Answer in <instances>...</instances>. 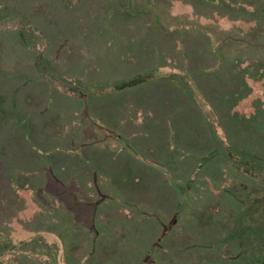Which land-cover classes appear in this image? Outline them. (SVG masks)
<instances>
[{
  "label": "rangeland",
  "instance_id": "rangeland-1",
  "mask_svg": "<svg viewBox=\"0 0 264 264\" xmlns=\"http://www.w3.org/2000/svg\"><path fill=\"white\" fill-rule=\"evenodd\" d=\"M171 2L173 8L166 7ZM219 4L220 0H0V264H238L244 239L248 244L264 243V202L258 214L251 210L253 221L243 224L235 223L228 211L216 212L224 198L217 187L236 175L233 150L247 145L248 154L263 155L264 121L247 123L238 137V124L232 131L234 121L227 119V127L211 106L195 113L189 108L185 116L169 107L155 111L137 101L138 87L164 74H173L171 79L183 85L185 98H190L195 90L190 84L206 72L200 65L190 72L188 65L161 67L156 51L153 55L158 57L145 67L149 70L127 80L131 87L125 88L118 83L120 74L113 79L105 69L111 40L144 38L152 46L147 50L160 51L162 40L193 34L190 14L196 15L195 6ZM171 17L179 28L171 27ZM140 49L138 43L137 59L126 63L137 65ZM216 54L220 59L222 54ZM183 57L186 60L187 54ZM192 60L203 63L199 57ZM211 73L217 76L215 70ZM235 114L240 116L232 114L233 118H242L246 113ZM51 129L59 137H47L50 141L42 144V136ZM108 131L118 135L117 145L111 146ZM223 139L236 146L227 143L223 148ZM105 173L121 177L125 189L132 186L126 179L137 177V191L111 194L117 200L110 204L122 200L121 212L107 211L103 220L96 214L89 223L101 206ZM29 180L35 192L34 186L46 185L59 206L51 208L52 196L39 190L34 196L38 204L33 207L30 200L28 208L18 207L12 189L22 190ZM68 196L73 198L71 210L61 203ZM259 196L264 197V190ZM128 199L137 200V210H130ZM81 203L87 213L78 211ZM67 215L71 223L61 225L69 220ZM42 216V225L48 227L58 216L57 238L47 241L34 235L27 242L25 235L15 237L16 229L39 223ZM225 217L233 225L223 226ZM67 228L70 239L64 241Z\"/></svg>",
  "mask_w": 264,
  "mask_h": 264
},
{
  "label": "trees",
  "instance_id": "trees-1",
  "mask_svg": "<svg viewBox=\"0 0 264 264\" xmlns=\"http://www.w3.org/2000/svg\"><path fill=\"white\" fill-rule=\"evenodd\" d=\"M205 1L209 2V0ZM220 3L222 5L219 4L215 7L195 6L196 15L193 16L190 14L192 22L191 27L196 29L193 31V34H190L186 39L181 37L177 40H162L159 42L160 51L159 48L147 50L148 47L152 46L147 43V40H144V38H139V41L134 38L130 41L111 40L114 45L112 44L111 48L108 46L106 48L108 68L105 69L114 74L113 79L120 74L121 79L118 83L125 88L131 87L128 85L127 80L133 81L137 73L143 72V69H146V71L149 70L145 67L148 66V61L158 57L157 54L162 61L159 63L161 67L168 65L169 67L174 66L175 68L188 65L186 66V71L189 69V72L190 70L196 71L195 69H201L200 66L203 68L205 67L204 71L209 74H207V76H205L206 72L203 73L204 75L199 74L198 77L194 78L195 81L190 84V87L195 89L189 95L191 99L185 98L186 94L182 91L183 85L171 79L173 74H164V76L160 75L157 79L155 78L154 80L143 82L142 86L138 87V94H140L141 97H137V101L140 102L141 100L142 104L151 105L152 109L155 111L157 109L163 111L165 107H169L170 112L185 116L190 110L195 113L201 106H211V110L214 114H218L222 119H225L224 125H228L227 119L234 121V124L232 123L230 127L232 131H234L233 125L238 124L239 137L242 131L247 128V123L252 126L253 123L264 121V96L260 97V94L264 95V0H220ZM172 4L173 2L169 3L166 7L173 8ZM156 9H158V7ZM172 19L171 17L170 22L173 25H171V27L179 28V24L177 23L176 25L175 19ZM178 22L184 24L183 19L178 20ZM199 35H202V37ZM229 38L236 39L237 42L231 43ZM156 42H158L157 38ZM138 43L141 47L138 51V57L141 59L139 62L141 67H137L139 64L138 62L137 65L126 63L133 59H137ZM175 47H178V51L173 53ZM156 51L157 54L153 55ZM216 53L222 54L220 59H217ZM184 54H187L186 60L183 57ZM198 57L202 60V64H200V61L192 60V58L196 59ZM169 61H171V63H169ZM98 64L99 63H97V65ZM95 67L96 65H93L91 68ZM214 70L217 76L211 73ZM93 71L95 72L97 69H93ZM217 82L221 83L220 87H218ZM61 88V91L65 94L63 86ZM190 100L193 101L189 103ZM238 111H240V113L242 112V114H246H244L242 118H233L232 114L235 115V117L240 116L239 114H235ZM227 127H229V125ZM55 131L56 130L51 129V131L45 133L44 136L40 135L42 139L44 138L42 144H46L47 141H50L47 137L56 136L58 138L59 135L56 134ZM61 133H63V131H61ZM107 133L109 134L107 138H111V143H114L111 144V146L117 145L119 142L116 132L108 131ZM223 138L226 139L225 137ZM224 139L221 145L223 148H225L228 143V141L225 142ZM241 142L244 143V141ZM229 144L235 145L234 143H228V145ZM238 146H242V148L238 147L237 150H233L231 155L232 161L236 163V165L233 166L236 167V175L233 176V181L231 180L225 184L220 183V186L217 187L223 191L222 194L224 198L223 202L219 203L220 206L217 208L218 210H216V212L220 211L221 214H225L226 211H228L230 213V218L232 217L235 223L238 224L240 221V224H243L246 223L248 219L252 220V215L250 214L251 210L253 214H258L260 212V203L264 202V197L259 196L260 192L264 190V149H262V156H255V154H248L246 152L249 151V149L245 148L247 145ZM259 153H261V151ZM110 167L114 166L110 165L109 168ZM225 169L226 167H223L221 171ZM102 178H104V180L102 182L101 194L104 196L98 204L101 206L95 208L94 214L91 217L92 221L89 223H93L96 217L100 220L105 219L107 211H109L111 215L121 212V209L124 207V205H122V200H118L120 202L119 205L117 202L110 204L109 200H117L115 197L111 196V194L125 195L123 193L124 191L127 194L137 191V177L135 176L131 177V180L126 179V181L132 182V186L127 189L123 187L122 182L124 180L121 177H119L120 181L118 177L116 178V176L107 175V173H105L102 174ZM19 182L20 181H18V183ZM29 183H23V185L20 186L23 187L22 190L17 187L12 189L14 194L13 198L16 199L15 201L19 202L18 207L21 205L23 209L28 208L26 204L30 202V200L33 207L38 204L39 199L34 196L39 190H43V192L47 190V194L52 196L49 200L51 208L59 206V203L52 199L53 195L46 185L40 184L34 186L35 192L32 189L33 182L29 180ZM35 183H37V179L34 180L33 184L35 185ZM56 183L59 184L58 182ZM223 184L225 186L221 187ZM19 192L21 193L19 194ZM64 192L65 191H63V193ZM106 200H108L107 203H105ZM127 201L126 204L132 206L130 210H137V200L132 201L128 199ZM148 201L151 202L150 200ZM70 202H73L72 196H68V199H65V201L61 203H65L63 206L71 210ZM80 202L84 201L81 200ZM42 206L43 205H40L38 211L41 212ZM77 209L82 212V214H84V210L86 212L82 203ZM96 214L97 216L95 217ZM14 217H17V215ZM55 217L56 216L53 218ZM45 218L46 217L42 216L41 222L29 223L26 227L19 229L20 231L16 229L15 237L19 239L25 235L27 242L31 240H28V238H32L34 235V238L41 236L42 238L44 237V240L50 239L51 237L57 238L56 235L59 236L60 233L54 224L57 225L58 216L55 219H51L49 227L46 224L45 226L42 225ZM233 221L225 217L222 225L224 226L229 223L233 225ZM65 223L69 226L71 220L61 221L60 224L64 225ZM15 224L20 223L16 222ZM237 224H235V227H239ZM41 226L44 227L40 228ZM68 231L69 229L67 228L64 241L70 239ZM244 242L239 256L237 257L240 258L238 264H264V243L259 244L253 241L248 244L245 239Z\"/></svg>",
  "mask_w": 264,
  "mask_h": 264
}]
</instances>
